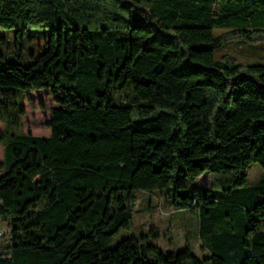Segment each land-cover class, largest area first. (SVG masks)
<instances>
[{"label":"trees","instance_id":"1","mask_svg":"<svg viewBox=\"0 0 264 264\" xmlns=\"http://www.w3.org/2000/svg\"><path fill=\"white\" fill-rule=\"evenodd\" d=\"M31 25L46 47L0 68V264H264V179L234 189L264 168V63L214 56L264 41V0H0L19 54ZM34 90L56 104L48 136L22 129ZM135 190L196 208L210 254L111 245Z\"/></svg>","mask_w":264,"mask_h":264},{"label":"rangeland","instance_id":"2","mask_svg":"<svg viewBox=\"0 0 264 264\" xmlns=\"http://www.w3.org/2000/svg\"><path fill=\"white\" fill-rule=\"evenodd\" d=\"M50 27L31 25L25 28L22 35L23 49L19 54L16 44V27H0V68L13 61H20L28 65L33 56H37L46 47ZM225 31L224 28L214 27V34ZM233 54L238 63H264V41L235 40L223 48L214 51L215 58L223 54ZM26 115L23 117L24 131H31L35 135L48 136L50 134V111L56 106L50 93L46 90H34L24 98ZM43 105V107H42ZM4 124L0 122V132ZM3 145L0 143V160ZM264 179V168L258 163H252L248 170L247 182L234 187L244 189L257 186ZM211 182L210 172H205L194 182L197 186H208ZM137 202L134 207L131 228H122L114 236L111 245H116L127 237H136L143 242L157 245L165 254L176 253L189 247L198 257L204 258L210 254L200 236L199 211L192 209H175L160 192L150 193L135 190ZM4 234L8 231V224L0 220ZM264 232V225L262 226ZM158 233V234H157ZM143 236H146L143 238Z\"/></svg>","mask_w":264,"mask_h":264},{"label":"built area","instance_id":"3","mask_svg":"<svg viewBox=\"0 0 264 264\" xmlns=\"http://www.w3.org/2000/svg\"><path fill=\"white\" fill-rule=\"evenodd\" d=\"M4 234V230L3 228L0 226V236H2Z\"/></svg>","mask_w":264,"mask_h":264},{"label":"crops","instance_id":"4","mask_svg":"<svg viewBox=\"0 0 264 264\" xmlns=\"http://www.w3.org/2000/svg\"><path fill=\"white\" fill-rule=\"evenodd\" d=\"M1 122V121H0ZM2 123V122H1Z\"/></svg>","mask_w":264,"mask_h":264}]
</instances>
